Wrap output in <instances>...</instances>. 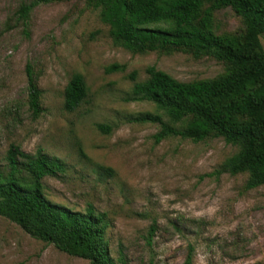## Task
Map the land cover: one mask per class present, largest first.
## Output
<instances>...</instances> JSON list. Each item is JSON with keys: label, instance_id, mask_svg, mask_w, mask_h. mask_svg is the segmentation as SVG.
<instances>
[{"label": "rangeland", "instance_id": "obj_1", "mask_svg": "<svg viewBox=\"0 0 264 264\" xmlns=\"http://www.w3.org/2000/svg\"><path fill=\"white\" fill-rule=\"evenodd\" d=\"M30 1L0 0V165L12 144L66 162L65 173L44 178L47 199L106 213L118 263L182 264L192 245L194 264H264V185L248 189V173L219 172L239 145L213 136L156 142L160 124L131 120L163 113L152 101L128 99L133 72L142 81L156 66L191 82L219 77L228 63L186 50L134 53L114 42L89 0L38 5L25 24L19 9ZM216 20L218 33L243 28L230 9ZM261 41L264 47V34ZM114 64L120 68L108 71ZM28 65L40 90L39 114L30 106ZM75 74L83 75L88 95L70 111L65 90ZM89 263L0 216V264Z\"/></svg>", "mask_w": 264, "mask_h": 264}, {"label": "trees", "instance_id": "obj_2", "mask_svg": "<svg viewBox=\"0 0 264 264\" xmlns=\"http://www.w3.org/2000/svg\"><path fill=\"white\" fill-rule=\"evenodd\" d=\"M56 1L62 0L24 2L19 17L28 24L35 7ZM89 1L101 9L114 42L134 53L186 50L196 58L210 55L228 63L219 77L191 82L178 81L156 66L148 67L149 76L142 81L133 72L128 99L152 101L163 113L144 112L131 120L160 124L156 142L170 136L200 142L213 136L239 145L219 172L248 173V189L264 185V0ZM226 9L242 20L241 32H217V15ZM119 68L114 64L107 70ZM27 73L30 106L39 114L40 90L30 65ZM87 95L83 75H73L65 90L66 109H76ZM98 128L107 133L112 129L106 124ZM66 171L60 158L43 150L29 153L12 144L7 163L0 165V216L69 255L89 259V264H122L109 250L106 213L92 206L86 212L76 211L47 199L44 178ZM182 264H194L192 245Z\"/></svg>", "mask_w": 264, "mask_h": 264}]
</instances>
